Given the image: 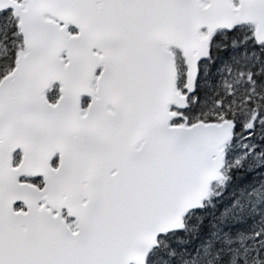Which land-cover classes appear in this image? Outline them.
<instances>
[{"label": "snow or ice", "instance_id": "snow-or-ice-1", "mask_svg": "<svg viewBox=\"0 0 264 264\" xmlns=\"http://www.w3.org/2000/svg\"><path fill=\"white\" fill-rule=\"evenodd\" d=\"M0 264H264V0H0Z\"/></svg>", "mask_w": 264, "mask_h": 264}]
</instances>
